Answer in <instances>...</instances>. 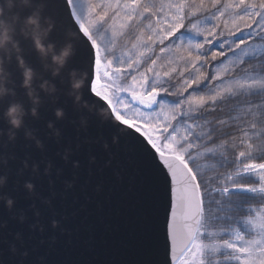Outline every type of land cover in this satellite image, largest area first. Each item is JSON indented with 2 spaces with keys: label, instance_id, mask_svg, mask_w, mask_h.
<instances>
[{
  "label": "snow or ice",
  "instance_id": "snow-or-ice-1",
  "mask_svg": "<svg viewBox=\"0 0 264 264\" xmlns=\"http://www.w3.org/2000/svg\"><path fill=\"white\" fill-rule=\"evenodd\" d=\"M44 15L75 34L94 103L139 134L144 264H264V0H48Z\"/></svg>",
  "mask_w": 264,
  "mask_h": 264
},
{
  "label": "water",
  "instance_id": "water-1",
  "mask_svg": "<svg viewBox=\"0 0 264 264\" xmlns=\"http://www.w3.org/2000/svg\"><path fill=\"white\" fill-rule=\"evenodd\" d=\"M66 30L71 31L67 23L56 22L49 39L62 43ZM27 59L36 64L33 54ZM68 67L89 75L77 55ZM83 97L87 108L74 106L62 93L55 103L46 99L38 118L25 117L11 140L0 121V195L13 200L10 208L0 201V264H144L147 259L150 177L125 130L139 134L117 126L114 117L102 119L97 112L105 109L109 117L110 111L94 103L98 98L88 88ZM56 107L63 108L62 119L53 115Z\"/></svg>",
  "mask_w": 264,
  "mask_h": 264
},
{
  "label": "clouds",
  "instance_id": "clouds-1",
  "mask_svg": "<svg viewBox=\"0 0 264 264\" xmlns=\"http://www.w3.org/2000/svg\"><path fill=\"white\" fill-rule=\"evenodd\" d=\"M44 6V0H0V121L8 126L10 140L24 127L25 117L38 118L44 101L55 103L58 93L71 99L74 106L88 107L83 97L88 72L68 67L75 55V34L66 30L60 44L50 40L56 21L44 15ZM19 9L27 14L21 15ZM26 54L35 56V65ZM106 111L100 109L97 114L108 119ZM53 115L62 119L63 108H54ZM48 126L52 127L51 121ZM26 135L31 136V130ZM3 182L0 180V187ZM0 201L9 208L13 204L6 194L0 195Z\"/></svg>",
  "mask_w": 264,
  "mask_h": 264
},
{
  "label": "trees",
  "instance_id": "trees-1",
  "mask_svg": "<svg viewBox=\"0 0 264 264\" xmlns=\"http://www.w3.org/2000/svg\"><path fill=\"white\" fill-rule=\"evenodd\" d=\"M209 119H211V117H209Z\"/></svg>",
  "mask_w": 264,
  "mask_h": 264
}]
</instances>
